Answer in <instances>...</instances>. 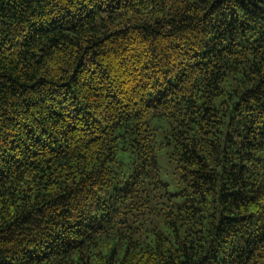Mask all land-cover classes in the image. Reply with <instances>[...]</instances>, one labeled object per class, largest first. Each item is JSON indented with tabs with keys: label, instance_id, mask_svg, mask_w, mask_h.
Wrapping results in <instances>:
<instances>
[{
	"label": "trees",
	"instance_id": "1",
	"mask_svg": "<svg viewBox=\"0 0 264 264\" xmlns=\"http://www.w3.org/2000/svg\"><path fill=\"white\" fill-rule=\"evenodd\" d=\"M0 264H264V0H0Z\"/></svg>",
	"mask_w": 264,
	"mask_h": 264
},
{
	"label": "rangeland",
	"instance_id": "2",
	"mask_svg": "<svg viewBox=\"0 0 264 264\" xmlns=\"http://www.w3.org/2000/svg\"><path fill=\"white\" fill-rule=\"evenodd\" d=\"M160 164H161L162 166H164V163H163V160H162V159H160Z\"/></svg>",
	"mask_w": 264,
	"mask_h": 264
}]
</instances>
